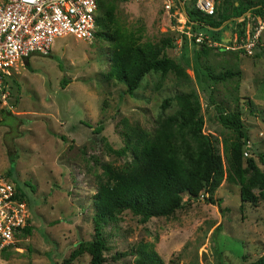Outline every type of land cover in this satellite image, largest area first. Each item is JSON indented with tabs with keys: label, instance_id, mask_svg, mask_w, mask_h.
<instances>
[{
	"label": "rangeland",
	"instance_id": "obj_1",
	"mask_svg": "<svg viewBox=\"0 0 264 264\" xmlns=\"http://www.w3.org/2000/svg\"><path fill=\"white\" fill-rule=\"evenodd\" d=\"M105 1L112 5L105 29L97 27L91 40L57 35L46 54L32 53L17 63L0 89V109L10 112L4 120L12 124L0 123V175L23 189L30 220L13 245L0 249V264H88L83 241L92 234L101 164L129 161L131 153L123 149L128 126L152 133L180 107L178 94L189 91L197 95L201 132L222 159L219 183L198 196L182 192L181 205L169 215L142 222L122 210L104 225L109 248L102 264H136L140 242L163 264H242L256 258L264 252V199L241 201L239 185L225 177L223 144L229 146L235 135L218 122L213 101L240 111L247 132L242 164L251 156L264 172V30L260 49L251 54L210 46L197 54L193 37L175 29L184 19L177 0L174 16L155 0ZM225 27L195 29L206 39L222 37ZM123 36L163 48L181 72L148 70L127 94L125 82L107 74L109 52ZM223 70L231 74L216 81L206 75ZM8 152L14 155L9 174Z\"/></svg>",
	"mask_w": 264,
	"mask_h": 264
},
{
	"label": "trees",
	"instance_id": "obj_2",
	"mask_svg": "<svg viewBox=\"0 0 264 264\" xmlns=\"http://www.w3.org/2000/svg\"><path fill=\"white\" fill-rule=\"evenodd\" d=\"M177 1L187 23L193 22V28L196 25L215 28L224 24V35L213 36L220 39H229L232 23L228 22L233 17L246 10L256 13L264 10V0H220L213 14L194 7V0ZM96 3V25L99 29H105L106 20L111 18L112 5L106 4L105 0H96ZM241 30L239 27L238 31ZM208 46L201 41L196 42L193 49L195 53L203 54ZM169 69L181 72L182 67L168 57L163 48H153L149 42L144 46L136 45L129 36L120 37L109 52L107 74L123 80L129 95L146 71L165 72ZM230 74L229 70L206 73L212 81L224 79ZM178 97L181 99L180 107L162 118L152 133L136 125H129L128 130L124 131L123 149L131 153L129 161L121 165L111 162L101 164L92 196V234L83 241L89 254L88 264H102L105 258L103 252L109 248L104 225L114 220L122 210L128 209L142 222L151 216L169 215L181 205L182 192L198 196L203 194L202 190L210 192L219 183L223 173L222 159L209 137L201 132L203 119L197 95L195 91H189L178 94ZM209 98L214 100L211 96ZM213 102L218 122L232 129L235 135L229 146L223 144L225 177L239 185L241 201L255 203L258 199H264V172L251 156L245 157L246 163L242 164L241 155L247 147V132L240 111L227 110L221 102ZM0 112V123L12 127L10 122L4 120V116L10 112L5 109H0ZM15 134L19 133L15 131ZM8 158L7 174L12 169L14 155L8 152ZM15 190L19 196H25L23 189L17 185ZM220 201V198L216 199L217 203ZM26 230L27 227L22 228L21 233ZM134 250L136 264H163L157 252L147 243H138ZM242 264H264V252Z\"/></svg>",
	"mask_w": 264,
	"mask_h": 264
},
{
	"label": "built area",
	"instance_id": "obj_3",
	"mask_svg": "<svg viewBox=\"0 0 264 264\" xmlns=\"http://www.w3.org/2000/svg\"><path fill=\"white\" fill-rule=\"evenodd\" d=\"M155 1L174 16L171 8L176 0ZM193 5L204 13L213 14L216 4L214 0H194ZM96 9V0H0V89L17 63H23L32 53L46 54L57 35L72 34L91 40L97 27ZM230 21L229 39H205L202 31L191 26L193 22L187 23L186 17L176 23L175 29L215 49L253 53L254 48L261 45L264 10L261 13L246 10ZM15 186L6 176L0 175V249L13 245L22 228L30 224L26 199L17 194Z\"/></svg>",
	"mask_w": 264,
	"mask_h": 264
},
{
	"label": "crops",
	"instance_id": "obj_4",
	"mask_svg": "<svg viewBox=\"0 0 264 264\" xmlns=\"http://www.w3.org/2000/svg\"><path fill=\"white\" fill-rule=\"evenodd\" d=\"M181 11H182V9H181ZM181 15H182V17L185 19V15H184V12H183V11L181 12ZM220 26H221V25H220ZM220 26H219V27H220ZM219 27H218V28H219ZM260 38H261V39H260V41H261L262 38H263V32L261 33ZM260 46H261V45H260ZM255 49H260V47L258 46V47H256V48H254V50H255ZM254 50H253V52H254Z\"/></svg>",
	"mask_w": 264,
	"mask_h": 264
}]
</instances>
